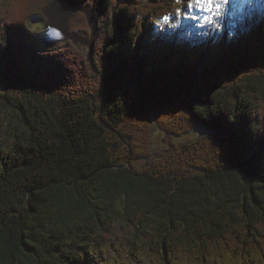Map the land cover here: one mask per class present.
I'll use <instances>...</instances> for the list:
<instances>
[{
  "label": "trees",
  "instance_id": "obj_1",
  "mask_svg": "<svg viewBox=\"0 0 264 264\" xmlns=\"http://www.w3.org/2000/svg\"><path fill=\"white\" fill-rule=\"evenodd\" d=\"M48 1L0 8V264L264 263L263 21L193 48L148 39L176 0H65L97 36L45 47Z\"/></svg>",
  "mask_w": 264,
  "mask_h": 264
},
{
  "label": "rangeland",
  "instance_id": "obj_2",
  "mask_svg": "<svg viewBox=\"0 0 264 264\" xmlns=\"http://www.w3.org/2000/svg\"><path fill=\"white\" fill-rule=\"evenodd\" d=\"M154 0H139L141 4H148ZM9 0H0V8L7 5ZM192 0H176V7L178 13L176 15V20L173 17H167L166 20L162 21L163 26H160L158 31L154 28L159 23V18L155 19L149 23L146 30L152 34V38H148L149 41H157L159 38L170 40V41H181V43H186V46L193 48L200 47L202 45H216L222 40L225 41L227 45L234 47L238 44L239 38L243 37L249 32L250 26L261 23L260 16H264V0L260 2V10L256 14L250 12L249 16L242 14V17H236L237 10H242L250 8L251 1L249 0H232V4L235 8L230 11V16L227 18V22H223L220 28L215 26H209L206 24V11H198L195 8L189 9L188 5ZM61 5L66 9L65 11L69 14L66 17L67 30L62 29V21L58 19L59 13L62 12ZM71 7V6H70ZM63 3L62 0H49L44 7L41 9V14L38 17H32L28 20L27 25L34 32L35 36L45 47H55L58 45H64L66 42H71L78 47H88L93 45L97 33L93 29V33L90 36H86L84 33H71L69 31L68 23L75 13V8ZM82 13L86 12L90 14L89 9L84 8ZM85 14V13H84ZM87 17V16H86ZM182 23V27L179 24ZM193 24V25H191ZM264 24V22H263ZM262 24V25H263ZM91 30V29H90ZM92 32V31H91ZM170 32V36L167 33ZM169 36V37H168ZM145 39V42H148ZM187 42H189L187 44ZM152 147L154 150H167L169 149V138L161 131H159L155 125L152 126ZM183 138L181 140H185ZM104 257L100 258V264H152L144 256L138 258H133L127 253H103ZM157 264V263H154ZM169 264H231L226 261L210 260L204 263L200 262H187L184 260L171 261ZM244 264H259L257 261L251 260ZM264 264V263H262Z\"/></svg>",
  "mask_w": 264,
  "mask_h": 264
},
{
  "label": "snow or ice",
  "instance_id": "obj_3",
  "mask_svg": "<svg viewBox=\"0 0 264 264\" xmlns=\"http://www.w3.org/2000/svg\"><path fill=\"white\" fill-rule=\"evenodd\" d=\"M220 3H227V0H192L188 7L189 9L195 8L198 11L212 12L214 7H219Z\"/></svg>",
  "mask_w": 264,
  "mask_h": 264
},
{
  "label": "bare ground",
  "instance_id": "obj_4",
  "mask_svg": "<svg viewBox=\"0 0 264 264\" xmlns=\"http://www.w3.org/2000/svg\"><path fill=\"white\" fill-rule=\"evenodd\" d=\"M61 10H62V12H60L59 13V16L60 17H58V19L59 20H61V18L63 19V21H62V24H61V26H62V29L63 30H67V24H66V17H67V15L69 14V9H68V12H66L65 10V8L61 5ZM70 7V6H69ZM71 8V7H70Z\"/></svg>",
  "mask_w": 264,
  "mask_h": 264
},
{
  "label": "water",
  "instance_id": "obj_5",
  "mask_svg": "<svg viewBox=\"0 0 264 264\" xmlns=\"http://www.w3.org/2000/svg\"><path fill=\"white\" fill-rule=\"evenodd\" d=\"M62 1H63V3H65V4L69 5V6H71L67 1H65V0H62ZM71 7H72V6H71ZM81 11H83V10H81ZM84 13H85V15L87 16V20H88V26H89V28H90L91 30H93V24H92V22H91L90 15L87 14L86 12H84Z\"/></svg>",
  "mask_w": 264,
  "mask_h": 264
}]
</instances>
